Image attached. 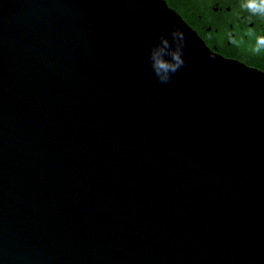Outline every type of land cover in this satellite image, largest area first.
Wrapping results in <instances>:
<instances>
[{
  "label": "water",
  "instance_id": "1",
  "mask_svg": "<svg viewBox=\"0 0 264 264\" xmlns=\"http://www.w3.org/2000/svg\"><path fill=\"white\" fill-rule=\"evenodd\" d=\"M0 264H264V71L166 0H0Z\"/></svg>",
  "mask_w": 264,
  "mask_h": 264
},
{
  "label": "flooded vegetation",
  "instance_id": "2",
  "mask_svg": "<svg viewBox=\"0 0 264 264\" xmlns=\"http://www.w3.org/2000/svg\"><path fill=\"white\" fill-rule=\"evenodd\" d=\"M186 21L214 52L264 71V16L242 7L245 0H188Z\"/></svg>",
  "mask_w": 264,
  "mask_h": 264
},
{
  "label": "clouds",
  "instance_id": "3",
  "mask_svg": "<svg viewBox=\"0 0 264 264\" xmlns=\"http://www.w3.org/2000/svg\"><path fill=\"white\" fill-rule=\"evenodd\" d=\"M242 7L246 8L249 12L254 15L264 16V0H245ZM171 36L173 40L179 39V43L177 45L176 51L171 53V61L166 62L162 59L156 57L155 53L152 54V59L154 60L153 67L158 70V68H170L174 73L179 67H181L184 63L182 59V49L186 42L187 37L185 34L178 28H174L171 31ZM166 42V41H165ZM264 48V37L258 38L257 46L253 49L255 52L261 51ZM170 78H161V82H167Z\"/></svg>",
  "mask_w": 264,
  "mask_h": 264
},
{
  "label": "trees",
  "instance_id": "4",
  "mask_svg": "<svg viewBox=\"0 0 264 264\" xmlns=\"http://www.w3.org/2000/svg\"><path fill=\"white\" fill-rule=\"evenodd\" d=\"M166 2L186 20V12L189 6L188 0H166Z\"/></svg>",
  "mask_w": 264,
  "mask_h": 264
}]
</instances>
